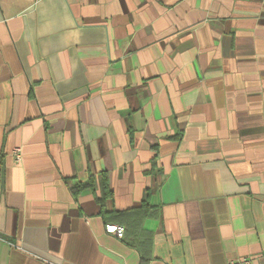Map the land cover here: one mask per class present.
<instances>
[{
	"label": "crops",
	"instance_id": "crops-1",
	"mask_svg": "<svg viewBox=\"0 0 264 264\" xmlns=\"http://www.w3.org/2000/svg\"><path fill=\"white\" fill-rule=\"evenodd\" d=\"M242 257L264 264V0H0V264Z\"/></svg>",
	"mask_w": 264,
	"mask_h": 264
},
{
	"label": "trees",
	"instance_id": "trees-1",
	"mask_svg": "<svg viewBox=\"0 0 264 264\" xmlns=\"http://www.w3.org/2000/svg\"><path fill=\"white\" fill-rule=\"evenodd\" d=\"M92 182H93V180H92V178H90L89 181H88V183H86V184H79L77 186L71 185V182L70 181H68L67 183H68V186H69V189H70L71 193L73 195H76V194L79 193V191L83 187H87V186L92 185ZM101 186H102L103 196L104 197L111 198L112 197V192L108 188V185H107V181H106V177L105 176H102ZM146 209H147V204L144 203V204H142V206L140 208H138L135 211H133L132 213H130V214L133 215V219H130L128 221V224H129L130 227L136 226L140 222V220L142 219V217L146 213ZM103 213L105 214V212H103ZM121 214H124V213H121Z\"/></svg>",
	"mask_w": 264,
	"mask_h": 264
},
{
	"label": "built area",
	"instance_id": "built-area-1",
	"mask_svg": "<svg viewBox=\"0 0 264 264\" xmlns=\"http://www.w3.org/2000/svg\"><path fill=\"white\" fill-rule=\"evenodd\" d=\"M16 155L18 156V150H16ZM105 229L108 233L118 239H122L125 233V227L118 224L106 223ZM228 264H252V259L247 257L235 258L230 260Z\"/></svg>",
	"mask_w": 264,
	"mask_h": 264
}]
</instances>
